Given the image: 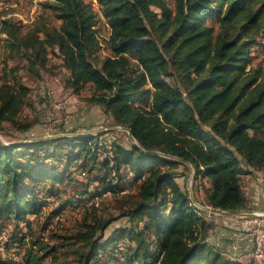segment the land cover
Listing matches in <instances>:
<instances>
[{
    "label": "trees",
    "instance_id": "16d2710c",
    "mask_svg": "<svg viewBox=\"0 0 264 264\" xmlns=\"http://www.w3.org/2000/svg\"><path fill=\"white\" fill-rule=\"evenodd\" d=\"M92 2L45 0L59 26L45 18L21 24L0 12V31L31 71L44 68L49 51H56L67 71L65 86L79 93L89 85L88 100L111 113L113 125L130 128L137 145L88 130L0 141V217H36L47 203L42 193L54 194V185L74 171L84 176L79 193L95 215V199L116 196L127 177L136 184L127 196L133 199L124 212L128 225L114 240L99 241L100 235L91 239L112 219L87 224L78 235L87 246L80 264L102 263L101 254L109 259L108 253L116 264H154L157 258V264H243L205 240L211 226L206 211L192 205L175 169L186 161L194 179H207L204 205L247 210L243 168L264 170V72L249 66L248 54L264 39V0H174L173 10L167 0H95L96 8ZM210 16L219 17L216 33L206 24ZM106 25L108 53L99 58L98 35ZM29 89L17 79L0 83V122L24 132L34 126L16 119ZM138 100L146 106H136ZM61 147L66 157L60 161ZM61 211L56 207L47 221ZM126 241L134 242L132 253ZM47 252L32 251L28 261L42 264Z\"/></svg>",
    "mask_w": 264,
    "mask_h": 264
},
{
    "label": "rangeland",
    "instance_id": "374dc122",
    "mask_svg": "<svg viewBox=\"0 0 264 264\" xmlns=\"http://www.w3.org/2000/svg\"><path fill=\"white\" fill-rule=\"evenodd\" d=\"M44 1L0 0V12L3 15L7 14L6 16H13L17 21H19V18L26 20V22L23 20L19 21L21 24H37L41 18H45L50 22V25L59 26L60 20L55 17L53 11L43 7L42 3ZM89 1L85 0V2ZM167 1L173 10L174 0ZM15 3H17L16 6L14 5ZM35 3L37 9L32 12ZM92 5L96 8L97 4L94 0ZM155 10L158 11L156 8ZM32 19L34 20L30 21ZM206 24L211 26L213 32L216 33L219 29V17H208ZM105 31L101 30V33L103 34ZM7 40L6 33L0 31V83L17 79L30 88L16 119L21 122H32L34 126L28 132H24L8 121H1V142L5 144L28 142L37 138L77 134V132H71L72 130L83 132L88 130L91 133L104 132L103 138L108 139V141L116 140L126 146H129L132 142L134 143L123 126L112 124V117L108 115L111 113L105 114L100 105L88 100V97L92 94L89 85L79 93H75L65 86L67 71L62 66V58L58 53H55L56 51L50 50L47 64L44 68L39 69L38 72H34L28 69L26 60L20 57L19 52H12L6 46ZM107 53L108 49L104 45L103 49L97 53V56L101 58ZM248 54L250 55L249 66L264 72V39H259L251 44ZM135 104L136 106H146L140 100L136 101ZM56 105H60V108H56ZM48 112L51 114H47ZM57 152L59 153L58 160H64L66 157L65 148H58ZM184 164L185 166L179 165L176 167L177 176L175 179L192 200V205L206 211L202 216L207 222H210L211 226L205 240L213 244L227 257L236 258L240 256L243 260H246V263L250 262L252 259L247 254L251 250L249 248L248 250L244 249L247 246L244 240L247 239L249 245L252 235L250 234L249 236L246 231L234 228L230 224L229 218L233 214L222 212L221 214H216L208 211L207 205L203 204L204 192L202 189L203 185H208L207 179H194L192 166L187 162H184ZM74 173H70V179L68 177L63 182H57L54 185V194L42 193L43 197L46 196L47 203L36 217L29 215L25 221L20 222L11 217H0V264H31L28 261L30 252L33 251L39 256L46 250L48 252L43 257L42 264H80L81 254L86 250L87 246L78 235L87 230V224L92 223L95 218L112 219L111 223L102 232L97 231L91 239L93 240L100 235L99 241L114 240L117 238V233L114 234V232L128 225L124 212L131 206L133 199L127 196L135 193L136 184L126 177L121 189L128 188L127 192L123 194L117 192L116 196L107 193L102 198H96L95 201L100 202V205L95 215H92L93 213H87V209L90 208L84 205L87 200L84 201L83 194L79 193L84 190L81 184L84 176L82 177L76 171ZM73 179L76 184L71 182ZM242 184L243 190L247 192L245 194L249 199V187L243 181ZM52 196L59 198V203ZM78 199L79 201H77ZM58 206H61L63 211L53 217L52 222H48V214L53 212ZM134 222L136 223V219ZM147 238L149 241V235ZM238 241L242 244V249L239 248L238 251L239 254L233 251V243ZM121 243L125 245L128 241ZM42 245L44 248L40 250ZM110 247L113 248L114 245L112 244ZM153 247H156L155 251L158 253L159 247L155 245ZM134 249V242H129L126 250L132 253ZM108 256L109 259L101 254L100 261L102 263L98 264H116L114 263L115 255L108 253ZM158 260L159 258L156 259L154 264H157ZM120 264L124 263L120 260Z\"/></svg>",
    "mask_w": 264,
    "mask_h": 264
},
{
    "label": "built area",
    "instance_id": "2783aa9c",
    "mask_svg": "<svg viewBox=\"0 0 264 264\" xmlns=\"http://www.w3.org/2000/svg\"><path fill=\"white\" fill-rule=\"evenodd\" d=\"M95 2V0H94ZM15 6L17 3L14 4ZM32 12H34L37 9V5H33ZM19 20H24L23 18H19ZM34 19L30 20L33 21ZM103 20V18H102ZM29 21V20H28ZM104 21V20H103ZM105 33H100L98 35V38L100 39L101 48L103 49L104 44L102 43L103 38H107L109 33V27L106 25ZM56 108H60V105H56ZM47 114H51L48 112ZM128 191V188L120 189L117 192L123 194ZM109 193V192H108ZM209 207V206H207ZM211 208V207H209ZM208 209V211L211 213L221 214L222 213H229L226 210L220 209L219 211H213L211 209ZM230 224L235 228H246L250 229V233L252 235V251L250 254L251 259L259 264H264V212L260 210L251 211L250 214H233L230 216Z\"/></svg>",
    "mask_w": 264,
    "mask_h": 264
},
{
    "label": "crops",
    "instance_id": "0c3cea01",
    "mask_svg": "<svg viewBox=\"0 0 264 264\" xmlns=\"http://www.w3.org/2000/svg\"><path fill=\"white\" fill-rule=\"evenodd\" d=\"M77 134H78V132H77ZM243 169H244V172L241 174V184H242V181H243L249 187L248 194H249V199L250 200L247 198V195L245 194L246 198H247V206H248L247 210L264 211L263 210L264 209V191H263L264 170H258V169H255V168L251 167V166H244ZM242 188H243V184H242ZM245 193H247V192H245ZM261 199H262V201H261ZM238 229L239 230L241 229L242 231H246L247 232L246 234L249 235V236L251 234L250 233V229H246V228H238ZM251 237H250V240H249L250 241L249 245H248L247 239L244 240L245 244L247 245V246L244 247L245 250H248V248H249V250L252 251V245H253L252 243L253 242H252V238ZM233 245H234L233 246L234 253L238 252L239 248L242 249V244L239 241L233 243ZM249 246H251V247H249ZM251 251L247 255L250 256ZM238 254H239V252H238ZM244 255H246V254H244ZM243 257H245V256H243ZM232 258H235V257H232ZM236 259L238 261L242 262L243 264H246V262H245L246 260H243L242 257L239 256V257H236Z\"/></svg>",
    "mask_w": 264,
    "mask_h": 264
},
{
    "label": "water",
    "instance_id": "95a60500",
    "mask_svg": "<svg viewBox=\"0 0 264 264\" xmlns=\"http://www.w3.org/2000/svg\"><path fill=\"white\" fill-rule=\"evenodd\" d=\"M123 128H125L126 130H127V132H128V135H129V137L134 141V143L137 145V143H136V141H135V139H134V137H133V135H132V133H131V130H130V128H128V127H123ZM152 152V151H151ZM153 152H155V151H153ZM186 162V161H185ZM188 163V162H187ZM206 208H209V207H206ZM209 209H211V210H213V211H219L220 209L219 208H209ZM226 211H228L229 213H231V214H235V215H237V214H250L251 213V210H247V211H245V210H226Z\"/></svg>",
    "mask_w": 264,
    "mask_h": 264
}]
</instances>
